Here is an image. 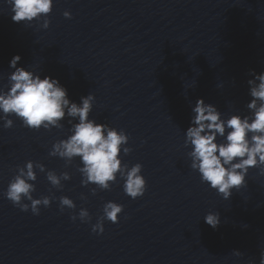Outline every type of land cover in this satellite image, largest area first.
Segmentation results:
<instances>
[{"label": "water", "instance_id": "95a60500", "mask_svg": "<svg viewBox=\"0 0 264 264\" xmlns=\"http://www.w3.org/2000/svg\"><path fill=\"white\" fill-rule=\"evenodd\" d=\"M0 264H264V0H0Z\"/></svg>", "mask_w": 264, "mask_h": 264}]
</instances>
